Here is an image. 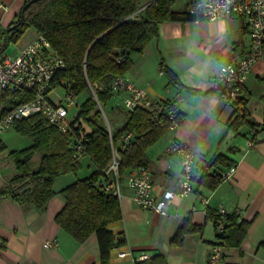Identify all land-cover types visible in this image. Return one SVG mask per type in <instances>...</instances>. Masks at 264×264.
<instances>
[{
  "label": "crops",
  "instance_id": "1",
  "mask_svg": "<svg viewBox=\"0 0 264 264\" xmlns=\"http://www.w3.org/2000/svg\"><path fill=\"white\" fill-rule=\"evenodd\" d=\"M192 1L179 6L175 0L172 9L189 11ZM23 2L0 0L4 29ZM250 44L244 17L166 20L158 24L156 38L147 41L142 50L130 52V67L124 75L146 90L143 106L170 100L179 112V124L168 128L146 150L155 195L159 197L165 190L175 192L182 177L181 158L166 149L171 141L183 142L194 151L197 172L217 154L229 160L235 171L213 189L197 188L194 183L192 192L173 197L166 214L139 207L124 176L119 198L122 219L112 228L123 231L126 243L110 251L108 264H135L143 253L147 257L162 253L167 264H209L211 247L219 238L218 228L206 218V209L220 207L227 212L237 211L250 225L240 249L222 248L217 264H264V129L228 130L226 122L232 107L207 92L215 87L219 66L243 57ZM170 73L179 83L172 80ZM241 93L249 97L251 118L258 123L264 121V57L243 78ZM9 151L0 150V189L15 173ZM230 166L213 164L209 172L221 174ZM57 180L60 185H53L56 191L67 185V177L57 176L54 184ZM63 204L58 193L44 209L24 208L10 194H0V264H99L95 234L79 243L56 222L55 216ZM188 213L193 222L202 226L201 230L186 234L180 244L171 243L175 228ZM46 240H53L55 245L44 246ZM122 250L130 254L120 257L118 252Z\"/></svg>",
  "mask_w": 264,
  "mask_h": 264
},
{
  "label": "trees",
  "instance_id": "2",
  "mask_svg": "<svg viewBox=\"0 0 264 264\" xmlns=\"http://www.w3.org/2000/svg\"><path fill=\"white\" fill-rule=\"evenodd\" d=\"M26 1L4 29L0 49L7 41L16 40L27 27L33 26L48 39L53 52L64 61V66L55 73V82L75 97L85 94V99L66 133L59 131L41 114H32L14 123L15 130L29 136L32 143L9 152L15 173L0 189V194H10L24 208L44 209L48 200L58 193L64 204L55 216L56 222L79 243L95 234L99 264H108L110 251L126 243L123 231L112 228L122 219L119 198L104 190L101 184L106 179L103 169L111 159V145L119 151L122 178L138 167H147L146 150L166 132L169 121L162 118L154 124L145 106L125 110L124 122L111 128L110 138L107 127L99 122L98 103L102 106L115 94L110 85L112 78L129 69L131 51L142 50L147 41L158 36V24L166 20H195L196 15L173 10L175 0H35L23 9ZM21 11L23 18L19 23ZM170 76L179 83L173 73ZM228 90L226 85H218L207 91L232 107L227 129L237 131L247 127L254 132L264 129V121L258 123L251 118L248 95L241 93V89L239 94L231 96ZM29 97L27 95L26 99ZM125 131L131 132L133 137L123 146L119 140ZM75 134L83 135L86 156L94 168L88 175L56 191L53 185L57 176L76 172L81 167L71 144ZM3 146L1 143L0 150ZM35 153L39 157L37 165L33 166L31 159ZM217 163L232 165L217 154L205 167L198 169L197 188L213 189L223 180L221 174L209 172V168ZM27 185L28 188L18 192ZM206 218L218 228L219 242L216 244L222 248L240 249L249 220L242 219L237 211L220 212L213 208L206 209ZM201 228L188 213L175 228L170 242L180 244L186 234ZM135 264H167V261L162 253H155L145 259H135Z\"/></svg>",
  "mask_w": 264,
  "mask_h": 264
},
{
  "label": "built area",
  "instance_id": "3",
  "mask_svg": "<svg viewBox=\"0 0 264 264\" xmlns=\"http://www.w3.org/2000/svg\"><path fill=\"white\" fill-rule=\"evenodd\" d=\"M189 12L199 19H223L231 16L244 17L251 37L248 52L237 60L222 63L216 72L215 87L226 85L231 96L239 94L242 80L253 64L264 57L262 43H264V0H193ZM4 28L0 21V41L4 38ZM5 48V47H4ZM0 49V131L13 127L21 118L32 114H41L47 121L62 133L69 130L75 122L77 113L68 116V107L76 104V97L69 91L58 100L53 99V91L58 85L54 76L57 70L64 66V61L51 49L48 39L38 33L28 43L22 46L14 55L3 54ZM120 60H123L121 58ZM111 90L115 94L124 93L122 105L125 110H133L143 106L146 90L135 85L124 74L115 75L111 80ZM30 97L26 99V96ZM94 99L97 100L94 95ZM99 107L100 104L98 103ZM148 117L154 123L162 118L169 121V128L179 124V112L174 101H153L148 107ZM111 138V127L107 125ZM133 134L125 131L119 142L125 146L132 139ZM1 144V139H0ZM74 157L80 160L86 156L84 137L75 134L72 137ZM176 153L182 160V177L175 192L165 190L161 196L154 193L151 174L147 167H138L126 175L125 182L132 190L135 203L144 209H152L160 214L169 211L174 196H184L194 189L195 179L199 173L195 170L194 151L183 142L171 141L166 148ZM120 154L116 146L111 145V159L103 169L106 179L101 182L104 190L111 191L118 198L121 197V179L119 174ZM235 171L230 166L221 173L223 180L229 179ZM220 212L226 210L219 208ZM44 246L55 245L53 240L44 241ZM130 254L126 250L118 252L120 257ZM222 257V247L215 244L211 247L208 257L209 264H217ZM147 258L141 254L137 259ZM24 264V263H19Z\"/></svg>",
  "mask_w": 264,
  "mask_h": 264
},
{
  "label": "rangeland",
  "instance_id": "4",
  "mask_svg": "<svg viewBox=\"0 0 264 264\" xmlns=\"http://www.w3.org/2000/svg\"><path fill=\"white\" fill-rule=\"evenodd\" d=\"M180 5L182 6L186 0H177ZM37 34V30L33 26L27 27L23 33L16 39V40H9L2 52L3 54H11L14 55L18 52V50L27 42H29L35 35ZM65 95V90L61 86H57L53 91V99L58 100ZM124 93L120 94H113L111 99L103 104L100 105L99 109L101 111V117L99 118V122L107 127H118L121 123L125 120V109L122 105V98ZM85 99V94H81L76 97V104H72L68 107V116H74L80 107V103ZM119 104L116 105V103ZM116 105V106H113ZM84 123V121H83ZM0 139L1 143L4 145L3 148H7L8 150H18L24 147L29 146L32 143V140L29 136L20 134L15 130L14 127H9L7 129H3L0 131ZM9 151V152H10ZM39 154L35 153L32 156V164L33 166L37 165L38 163ZM9 160L10 157H7ZM81 167L76 172H68L65 174H61L64 177H67V184L72 182L77 178H82L88 175L94 167V164L91 162L88 156H83L80 159ZM60 176V175H59ZM69 180V181H68ZM123 182V177L121 179ZM60 185V180H57L54 186L57 188Z\"/></svg>",
  "mask_w": 264,
  "mask_h": 264
},
{
  "label": "water",
  "instance_id": "5",
  "mask_svg": "<svg viewBox=\"0 0 264 264\" xmlns=\"http://www.w3.org/2000/svg\"><path fill=\"white\" fill-rule=\"evenodd\" d=\"M33 1H35V0H28V1H26V2L24 3V5H23L22 8H23V9L26 8V7H27L31 2H33ZM148 3H149V2H148ZM148 3H146L145 5H147ZM145 5H144V6H145ZM144 6H142V7H144ZM142 7H141V8H142ZM23 9H22V10H23ZM22 18H23V14H22V11H21L20 18H19V21H18L19 23L22 22ZM28 187H29V185H27V186L21 188L18 192H21V191H23L24 189H26V188H28Z\"/></svg>",
  "mask_w": 264,
  "mask_h": 264
}]
</instances>
